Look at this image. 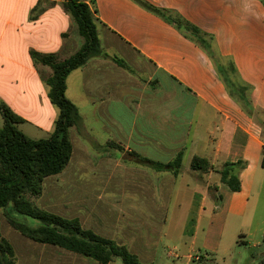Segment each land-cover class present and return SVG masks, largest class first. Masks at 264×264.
Masks as SVG:
<instances>
[{
  "label": "crops",
  "instance_id": "1",
  "mask_svg": "<svg viewBox=\"0 0 264 264\" xmlns=\"http://www.w3.org/2000/svg\"><path fill=\"white\" fill-rule=\"evenodd\" d=\"M83 1L98 18L105 51L123 58L136 73L111 58L96 57L69 74L66 94L82 118L79 102L89 106V115L103 118L107 139L102 143L115 141L123 149L111 148L95 164L89 146L75 139L73 127L71 160L63 172L45 179L40 206L78 217L85 228L127 244L141 261L155 264L158 247L168 237L171 202L184 195L179 190L191 186L190 181L179 183L188 176L195 182L190 189L193 199L175 239L186 245L187 264L212 257L198 254L199 246L219 255L228 229L237 236L231 240L233 247L261 248L264 21L238 23L241 0H141L167 11L166 18L139 0ZM176 19L198 27L209 46L190 38L185 28L179 29ZM82 44L83 37L61 0H0V100L24 121L38 117L45 137L54 131L60 109L49 98L46 79L52 69L36 63L31 51L54 52L65 59ZM7 69L19 74L5 77ZM83 128L93 135V128L84 122ZM78 148L81 155L76 156ZM131 151L161 162L182 151L183 164L186 155L202 156L214 169L203 174L189 166L185 176L183 166L178 175L160 172L135 163ZM241 161L245 166L234 170L241 189L233 191L221 182L219 170L226 163ZM194 212L196 217L188 216ZM0 222L19 264L98 262L23 234L30 242L4 235L3 222L8 221L2 209ZM201 231L205 236L199 242ZM211 235L216 236L211 239ZM235 249L231 260L221 258L227 264H244L247 256H236Z\"/></svg>",
  "mask_w": 264,
  "mask_h": 264
},
{
  "label": "trees",
  "instance_id": "2",
  "mask_svg": "<svg viewBox=\"0 0 264 264\" xmlns=\"http://www.w3.org/2000/svg\"><path fill=\"white\" fill-rule=\"evenodd\" d=\"M65 11L74 19L79 34L83 37L81 47L69 57L62 59L58 53L31 51L36 63L49 66L52 73L46 79L50 87L49 98L60 109L54 131L43 138L28 136L19 124L24 119L16 114L4 101L0 100V113L4 125L0 128V209L8 223L24 236L40 243L60 246L64 249L90 257L102 264H110L120 258L123 264H154L141 261L127 244L98 234L85 228L78 217L69 218L51 212L37 203L44 190L48 176L64 171L73 154L70 130L74 127L81 135L83 118L79 107L68 98L67 78L69 74L96 57L111 58L123 68L136 73L118 56H111L103 48L99 34L98 18L94 10L83 0H61ZM149 10L165 16L167 11L139 0ZM174 21V20H173ZM179 29L185 28L188 36L208 47V40L195 25L182 19L175 20ZM102 150L123 149L115 141L98 146ZM135 163L160 172L178 175L183 166V152H179L169 162L150 159L136 151L129 152ZM244 162L226 163L219 170L221 182L233 191L241 189V180L236 168ZM192 169L209 173L214 166L202 156H194ZM38 221L35 225L29 220ZM18 258L13 244L3 236L0 222V264H17Z\"/></svg>",
  "mask_w": 264,
  "mask_h": 264
},
{
  "label": "rangeland",
  "instance_id": "3",
  "mask_svg": "<svg viewBox=\"0 0 264 264\" xmlns=\"http://www.w3.org/2000/svg\"><path fill=\"white\" fill-rule=\"evenodd\" d=\"M11 74H19V72L14 70V69H10V71H9V69H7L4 71L5 77H7ZM79 103H80V106L82 108V112L84 113L83 122L86 124V126L93 128L94 137L89 132L84 130V128L82 127L81 135L79 134V132L74 131V132H76L75 139L76 138L78 140L81 139L83 142H85L89 146V149L91 151L90 157H91L93 163L96 164V163H98L101 156L106 155L107 151L110 152V149H111L110 148L109 150H102L101 148L98 147L100 145L102 146V144L105 145L107 142H109V140H107V141L102 143L103 139H107L106 133L102 130L103 118H97L95 116L89 115V113H90L89 106L87 104H84V102H79ZM39 121H40V119L38 117L31 116L26 121H24L23 123H20L19 127L27 135H29L32 138H42V137H45L47 135V133L45 132V129L40 128V126L38 124ZM3 125H4V118H3L2 114L0 113V128ZM71 131H70V137L72 138L73 134H75V133H73ZM73 139H74V137H73ZM114 151H116V149H114ZM79 155H81V149L80 148L77 149V155L76 156H79ZM191 164H192V158L190 156L186 155L185 160H184V164H183L184 176L186 175V170L189 169V166H191ZM203 174H205V173H203ZM201 176H202V172H201ZM185 181H190L191 186L190 187H184L185 189L179 190L184 195H181L180 198L177 197L178 199H177L176 203H174V201L171 202L172 209L170 211L169 223L167 225L168 237L163 239V241L161 242V244L158 247V252L156 255L158 257H157V260H155V264H187V261H188V259L186 257L187 251L185 250L186 245L183 243H180V240H175L177 238L178 232H179L178 226L180 224H183V222H185L184 219H185V214L187 212V207L190 206L191 201L193 199L192 192L190 191V189H194L195 182L193 183V180L190 177L185 176L184 179L179 181V183L183 184ZM178 188L180 189V184H178ZM197 198H198V196H197ZM36 201L39 204V198ZM176 205H179V206H176ZM196 213L197 212L190 213V214L188 213V216L189 215L191 216V214H192L193 217H196ZM29 221L35 225L38 224L37 220L30 219ZM3 226H4V229H3L4 235L11 237L15 241H16V239H18V240L20 239V240H27L28 242H30V239L24 237L20 232H18L14 228H12L8 223L3 222ZM232 233H233V231L231 229H228L225 232V234L223 236V247L221 249L220 254L216 255V257L213 256L212 254L207 253L206 249H204L202 246H199V248H197L198 254L204 255L205 257H208V255L212 256L211 258L209 257V258L204 259V261H202L199 264H218V263L219 264H227V263H225V260H223L221 257L223 256V257H226L227 260H231L230 254L233 252L234 248H236L235 249L236 256H238V257H243L244 255L247 256V258L244 261V264H252V259L255 257H256V260H255L256 264H264V256L263 255L260 256L261 251L264 250V244L261 248H254L252 246H245L242 244H240L239 246L233 247L234 242L232 241V244H231V240H233L234 237H237V236L235 235V233L233 236ZM260 234L261 233L259 230V235ZM204 236H205L204 232L201 231L199 233V242L204 238ZM215 236L211 235L210 238L214 239ZM242 237L246 239L245 235ZM18 257H19V255H18ZM81 257L83 259L87 258L89 261L96 262L94 259H92L90 257H85L82 255H81ZM115 261L117 262V264H123V262L120 258H116ZM19 263L20 262H17V264H19ZM96 263L100 264L98 262H96Z\"/></svg>",
  "mask_w": 264,
  "mask_h": 264
},
{
  "label": "clouds",
  "instance_id": "4",
  "mask_svg": "<svg viewBox=\"0 0 264 264\" xmlns=\"http://www.w3.org/2000/svg\"><path fill=\"white\" fill-rule=\"evenodd\" d=\"M242 14L235 17L240 24H247L250 19L264 21V0H241Z\"/></svg>",
  "mask_w": 264,
  "mask_h": 264
}]
</instances>
